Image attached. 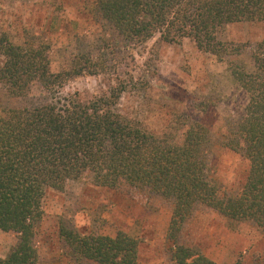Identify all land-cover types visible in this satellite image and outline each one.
I'll use <instances>...</instances> for the list:
<instances>
[{"label": "trees", "instance_id": "trees-1", "mask_svg": "<svg viewBox=\"0 0 264 264\" xmlns=\"http://www.w3.org/2000/svg\"><path fill=\"white\" fill-rule=\"evenodd\" d=\"M96 10L128 46L158 34L167 44L188 38L199 51L232 57L228 68L248 102L227 126V144L247 160L245 179L239 192L220 194L206 157V127L184 126L180 144L167 132L145 130L116 108L123 82L101 96L59 95L66 78L102 70L100 56L79 57L70 69L54 73L46 45L16 44L0 33V85L7 98L0 99V229L18 234L0 264L37 263L33 235L44 193L84 175L98 186L148 189L171 200V264H215L178 243L199 206L231 221H252L264 234V40L236 45L220 39L229 23L264 22V0H96ZM242 46L250 51V70L234 62ZM62 234L76 264H138V241L124 232Z\"/></svg>", "mask_w": 264, "mask_h": 264}, {"label": "rangeland", "instance_id": "rangeland-1", "mask_svg": "<svg viewBox=\"0 0 264 264\" xmlns=\"http://www.w3.org/2000/svg\"><path fill=\"white\" fill-rule=\"evenodd\" d=\"M0 33L16 44L29 40L46 45L54 73L70 69L79 57L100 56L102 70L66 78L57 88L59 95L101 96L123 82L116 108L145 130L167 132L180 144L184 126L202 124L208 131L211 178L220 194L239 192L248 162L228 147L227 126L244 113L248 95L228 68L231 56L219 59L199 51L188 38L167 44L158 34L128 46L97 13L96 0H0ZM220 39L252 45L264 40V22L229 23ZM242 47L234 62L250 70V51ZM0 99H7L2 85ZM41 209L33 235L36 264H76L63 230L108 236L121 231L137 239L138 264L172 263V243L166 240L172 201L148 189L98 186L84 175L60 190L47 189ZM17 241L16 232L0 229V257ZM178 243L215 264H264V234L252 221H231L204 206L186 221Z\"/></svg>", "mask_w": 264, "mask_h": 264}]
</instances>
